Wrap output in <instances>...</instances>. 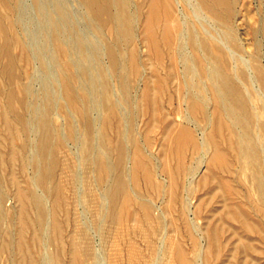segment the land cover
<instances>
[{"label":"bare ground","instance_id":"1","mask_svg":"<svg viewBox=\"0 0 264 264\" xmlns=\"http://www.w3.org/2000/svg\"><path fill=\"white\" fill-rule=\"evenodd\" d=\"M47 1L30 0L31 6L48 20V34L52 39L51 41L49 38V43H53L50 47L51 56L56 58V55L61 54L67 58L61 57L63 62L58 65L55 73L60 78H57V81L64 94V110L69 111V106L72 107L82 120V158L94 174L91 175L93 180L87 185L88 191H85L84 199L80 201L95 205L96 213L93 216L96 217L100 230L106 228L109 232L116 233V244H122V248L118 247V252H115L119 255L118 261H115L118 263L120 260L118 264H264V62L261 60L262 54L260 57L257 51L250 50L248 58L241 54V51L248 52L250 45V40L246 37L247 24L254 30L255 22H258V32L264 34V0H77L81 14L105 39L103 43H99L101 48L99 41L95 42L98 45L95 55L88 50L87 38L72 26H67L71 18L63 3L54 0V5L49 11ZM23 2L24 0H0V52L5 58L1 61L0 73L10 81L18 76V67L13 55L15 52L11 51L14 45L23 50L29 64L36 58L31 52L32 46L30 50L29 42L27 44L23 39L25 36L22 38V33L17 31L21 21L17 13ZM14 30L17 33H14ZM66 31L71 34L72 38H69L72 42L64 35ZM92 44L94 45L91 42ZM140 44L146 47L148 55L157 64H153L155 67L150 72L142 65ZM237 57L244 67H239ZM19 64L21 66V63ZM52 71L54 73V68ZM11 83L12 81L9 85ZM25 84L21 83V90L18 89L22 94L20 96L17 93L21 98L17 99L20 101H24L23 97L30 91ZM170 84H176L178 105H173V92H169L168 102L166 98L168 104L162 101L164 94L167 95L169 91ZM140 85L141 90L137 91ZM135 88L137 89L134 91L137 92L133 94ZM7 89L5 101L12 109L17 90L15 92L10 86H7ZM58 95L55 96H61ZM60 98L57 104H62ZM52 108V98L47 97L46 109L40 112L37 118V150L34 146L36 153L31 159L35 169L32 182L36 186L37 183L43 185L42 189L45 188L51 193V203L48 205V200L45 201L44 190L41 191V188L39 189L43 192L42 195L34 189L28 193L19 185L14 187L13 193L21 207L20 218H16L22 221H19V224L26 223L25 213L28 214L29 211L25 201L28 198L34 207L31 206L32 211L35 210L34 222L31 218L28 219L38 229L50 227L53 233L61 230L56 214L58 209L65 207V189L68 188L60 182L61 178L60 181L55 179L57 151L65 146L66 137L76 140L77 130L80 129L76 130L77 126L67 120V133L59 131L52 123L51 110H55ZM30 113L33 114V110ZM7 116L10 118L5 115L4 125L11 129L10 121L13 119L10 118L9 121ZM68 116L70 120L73 119L70 112ZM139 116L145 118V129L140 138H137L136 125ZM25 117L20 112L17 113V118L22 124V133L29 131V123ZM155 128L161 133L159 152L162 161L150 150L154 142L152 131ZM61 129L64 130L65 127ZM112 130L115 131L114 140ZM16 148L10 146L12 158L20 151ZM77 150L75 149V152ZM60 172L63 170H59ZM220 173L221 176L218 177ZM12 176L16 177L14 173ZM12 176L10 179L16 183L17 177L15 179ZM70 179L75 181L74 178L69 177V181ZM77 184L79 187V183ZM99 186L103 188L102 192L99 191ZM142 186L144 192H138L137 187L143 188ZM75 189L71 193L73 196ZM96 189L100 193L96 194ZM197 190H203L208 197L204 198V193H201L194 202ZM153 195L161 199V204L154 200ZM7 196L8 194L0 189V222L4 215V202L9 198ZM77 203L74 207L79 206ZM201 217L204 218L202 224L199 222ZM75 224L73 225H78ZM26 227L29 228L27 223ZM21 229L23 228L21 227L20 231ZM5 231L3 233L7 232ZM0 233L3 234L1 230ZM74 234L76 235L75 232ZM59 235L57 238L61 241ZM37 237L36 240L39 239ZM88 239L85 237V240L89 241ZM4 240L0 241V260L1 253L5 252L6 264H15L13 241H7L5 238ZM17 240L19 246L17 244L16 247L21 248V238ZM54 243L56 242L53 241L52 245ZM89 244L82 250L77 245L73 247L72 253L70 252L72 257L68 255V258L72 259L70 264L92 262L86 258V255L92 254L93 247ZM110 244L114 246L115 242L114 245L111 242ZM18 247L23 254L21 261L27 258L28 264L39 262L32 257H26V250ZM115 249L117 250V247ZM31 252L33 254V251ZM109 253L111 252L108 251L106 257L110 256ZM55 254L57 256L60 253ZM46 257L47 264L60 262L57 261L58 258L55 259V255L54 258ZM104 261L103 258L102 264H107Z\"/></svg>","mask_w":264,"mask_h":264},{"label":"rangeland","instance_id":"2","mask_svg":"<svg viewBox=\"0 0 264 264\" xmlns=\"http://www.w3.org/2000/svg\"><path fill=\"white\" fill-rule=\"evenodd\" d=\"M48 1H49V3H48ZM47 1V7H49L48 9H49V11L52 9V7H53V5H54V0H48ZM51 1V2H50ZM62 3H63V5H64V7L67 9V11H68V13H69V16H70V18H71V20L69 19V22L67 23V26H72L73 28H75L76 29V31L78 32V33H80V34H82L84 37H86L87 39V47H88V50L90 51V53H95V48H97V46L99 45V47L100 46H102L101 44H99V43H103L104 42V36L100 33V32H98L97 30H95V28H94V26H93V24L86 18V17H84L83 16V14H81V8H80V6H79V4H78V2H77V0H60ZM48 4H52V6L51 5H48ZM79 6V7H78ZM19 14V15H18ZM17 15L18 16H20V26H18V27H20V28H17L18 30L17 31H19L18 33H22L20 36H22V38L24 39V40H26V42H27V44H28V42H29V47H30V50H31V46H32V50H31V52L32 53H34L35 55H36V58H34L33 59V61L35 62H31L30 64L26 61L27 59V56H26V54L23 52V50L19 47V46H17V45H14L15 43H12L11 44V51H12V53L13 52H15V53H13V55L15 56V59H16V65H17V67H18V76H17V78L16 79H13V80H11L12 81V83L9 85V82H11L10 81V79H7V77L6 76H4L2 73H0V99H1V101H0V140H1V142H0V152H1V150H2V152L0 153V156H1V158H0V189H3V191L4 192H6V194H8V196L7 197H9L8 199H6V201L4 202V215H3V218H2V220H1V224H0V230H1V232L3 233V231H5L6 233H3V234H1L0 235V241H1V239H2V237H3V240H4V238L8 241V240H12L13 241V247H14V250H15V256H16V262H17V264H28V262L27 261H29L27 258H24V260H22L21 261V259H23V254H22V252H21V250H19V249H17V247L19 246V243H17V241L19 242V240H17L18 238L20 239L21 238V241H22V246H21V248L23 249V251L24 250H26L25 252H24V254L26 255V257H32L34 260L35 259H37V260H35L36 262H38V263H40V264H47L48 263V257H46V256H52L53 258H54V255H55V259L56 258H58L57 259V261H60V262H58L59 264H68V262H69V264H70V262H71V260L72 259H70L71 257H72V255H71V251H72V249H73V247L75 246V245H77L81 250H82V248L85 246V245H87V243H90L89 245H91L92 244V247L93 248H91V255H86V258L88 259L87 261H89V260H91L92 262H87L86 263V261H85V264H102L103 262H102V260H103V258H104V262H106L107 264H109L111 261H113L114 263L116 262L117 263V261H118V254L116 255V253L118 252V247H120V248H122L121 246H122V244L121 245H117L116 243V241H118V237H117V235H116V233H111V232H109L106 228H103V230H100V227H99V225H98V223H97V220H96V217H94L93 215H95V208H94V206L95 205H92V203L89 205L86 201H84V200H81L80 201V199H84V194H85V191L87 190L88 191V187H87V185H89V183L93 180V176L91 177V175L93 174V172L91 171V169H89L88 168V166L84 163V160H83V158H82V151H81V140H82V131H83V128H82V120H81V118L77 115V114H75V112H74V110L72 109V107L70 108V106H69V111L68 112H70L71 113V119L72 120H70V115L68 116V112H66V110H64L65 108L63 107V104H64V99H63V97H64V94H63V91L60 89V85H59V83H58V81H57V78L58 79H60L57 75H56V73H55V70L58 68V65L59 64H61L62 62H63V60L61 59V57L62 58H64V59H67L65 56H63V55H56V58H55V56H51V53L50 52H52V48H50V47H52L53 46V43L51 42V44L49 43L50 42V35L48 34V33H50L49 32V24H48V20H47V18L46 19H44L45 17H43V15H41L40 13H39V11L36 9V8H33L32 6H31V2H30V0H24V2L23 3H21L20 4V7H19V11H18V13H17ZM46 16V15H45ZM47 17V16H46ZM79 19V20H78ZM73 20V21H72ZM46 21V22H45ZM72 23H71V22ZM21 22H22V24H21ZM246 23H248V22H246ZM246 26V25H245ZM255 28H254V30H251V27H250V24H247V28L248 29H245V30H247L246 31V37L248 38V40H250V45H252V46H250L249 45V49H248V52H245V51H241V54H242V56L243 57H245V58H248V57H250V53H251V51H253V52H255V51H257L258 53H259V56L261 57V54H262V57H261V60H262V62H264V34L262 33V32H258V27H259V23L258 22H255ZM69 29V28H68ZM257 30V31H256ZM17 31L16 30H14V33L16 32L17 33ZM251 31V32H250ZM48 35V36H47ZM66 37H67V40H69L70 42H72V37H71V34H69V32H67L66 31V33L64 34ZM97 35V36H96ZM100 35H102V36H100ZM247 35H249V36H247ZM69 36L71 37V38H69ZM95 36L97 37V38H95ZM99 36V37H98ZM100 37H103V38H100ZM50 38V39H49ZM89 40V41H88ZM51 41H52V39H51ZM99 41V42H98ZM91 42L92 43H94V45L92 44L91 45ZM98 42V45L96 44V43ZM0 43H1V39H0ZM90 45H89V44ZM252 43V44H251ZM97 45V46H96ZM89 47H91V48H89ZM98 47V48H99ZM14 48V49H13ZM93 48V49H92ZM101 48V47H100ZM139 48H140V50L142 51L141 53H142V56H143V59H142V65H143V67H145L146 69H147V71H151V69H153L157 64H156V62H155V60L153 59V58H151L149 55H148V53H147V50H146V47H144L142 44H140V46H139ZM143 48V49H142ZM251 48V49H250ZM19 49H21V51L19 50ZM254 49V50H253ZM259 49H261V50H259ZM251 50V51H250ZM1 51V50H0ZM91 51H93V52H91ZM146 54V56L144 57V55ZM19 54H20V56H19ZM39 56V58H38V56ZM95 55V54H94ZM245 55V56H244ZM18 57H20V58H18ZM150 57V58H149ZM19 60H18V59ZM103 58V57H102ZM239 57H237V60H238V65H239V67H244V65L241 63V61L238 59ZM38 59V60H37ZM53 59V60H52ZM56 61H55V60ZM104 60H105V58H103ZM145 59H147V60H145ZM149 59V60H148ZM5 60V58H3V55H2V52H0V65H1V61H4ZM37 60V61H36ZM18 61V62H17ZM25 61L27 62L26 64H25ZM59 61V62H58ZM148 63H146V62ZM242 64V65H240V63ZM19 63H21V66H20V64ZM146 63V64H145ZM152 63V64H151ZM33 64H35V65H33ZM153 64L155 65V66H153ZM22 66H23V68H22ZM31 66V67H30ZM57 66V67H56ZM149 66V67H148ZM19 67H20V69H19ZM91 68H93V65H91L90 66ZM53 68H54V73H53ZM27 69V70H26ZM25 71V72H24ZM0 72H1V70H0ZM21 72V73H20ZM21 75V76H20ZM2 76H3V78H2ZM54 76H57V77H54ZM6 77V78H5ZM19 77V78H18ZM23 79V80H22ZM15 80H16V82H15ZM56 80V81H55ZM5 82V83H4ZM16 83V85H15V83ZM24 82L26 83L25 85H28V87H29V92L23 97V99H24V101H20V100H18L17 98H20V96L22 95L21 94V91H19V90H21V83L22 84H24ZM11 85H13L12 86V88H13V90L16 92V90H17V92H16V94L18 93V94H20V96L18 97V94L16 95V97H15V99H14V101H16V102H14L13 101V106L11 107L12 109H10L8 106H7V102L5 101V93H6V91L8 90L7 89V86H10V89H12L11 88ZM15 85V86H14ZM171 85H173V84H170V86H169V91H167V95H165L164 94V96H163V99H162V101H164L165 102V104H168L167 102H168V100H169V98H170V96H168L169 95V92H173L172 93V95H173V99H172V102L174 103L173 105H178V103L176 102V101H178V98L177 97H179V96H177V88L175 87L176 86V84L175 85H173L172 87H171ZM16 86H18L17 88H16ZM142 85H140L139 86V88L137 89V88H135V89H133V94H136V92L137 91H140L141 89H140V87H141ZM15 87V88H14ZM171 87V88H170ZM175 87V88H174ZM6 88V89H5ZM3 89H4V91H3ZM19 89V90H18ZM137 89V91H134V90H136ZM6 90V91H5ZM59 90H61V91H59ZM53 92V93H52ZM36 93V94H35ZM51 93V94H50ZM61 94V96H59V95ZM175 94V95H174ZM46 95V96H45ZM55 95H58L59 97H57V96H55ZM176 96V97H175ZM47 97H50V98H52V101H53V108L52 109H55V110H51V116H52V123L54 124V125H56V127L59 129V131H62L64 134H66L67 133V126H66V124H67V122L65 123V121H67V120H69V122H72L73 124H75V127H76V130L77 129H80L79 131L77 130V138H76V140H72V138H69V137H66V140L67 141H65V143H64V145L65 146H63V148H62V150L61 149H59L58 151H57V156H58V163H57V165H56V168H55V174H56V178L55 179H57L58 181H60V182H63V184H65L64 186L65 187H68V188H66L65 189V194H66V201H65V203H64V205H65V207L64 206H62L61 207V209H58L57 211H58V213L56 214V217H57V219H58V221L60 222V224H61V230L59 231V232H53L52 233V231H53V229H51L50 227L49 228H47V227H45V228H43V229H38L37 227H35V225H34V218H35V210L33 209V211H32V204L30 203V200L27 198V201H25V202H27V204H26V208H27V211H29V212H27L28 214H26L25 213V216H26V223H27V226L29 227V228H27L26 227V223H22L23 225H20L21 223L20 222H22V221H20V219H16V218H18V216H19V212L21 211V210H19V209H21V207H20V203H19V201H18V199H16L17 197L14 195V193H13V189H14V187L16 188L18 185L19 186H22L23 187V189L25 188V190L29 193L30 191H31V189H34V190H36L38 193L40 192V195H42L43 194V192H41V191H43L44 190V194H45V197H44V194H43V198L45 199V201L46 200H48L47 201V203H48V205H50V203H51V197H52V195H51V193L48 191V190H46L45 188H43L42 189V187H43V185H41V184H38L37 182V186L36 185H34L33 184V180H34V171H35V169H34V167H33V165L31 164V159H32V157H34L35 156V153H36V151L35 150H37V147H36V143H37V118H38V115H39V113L40 112H43L45 109H46V99H47ZM53 97H56V98H53ZM61 97V98H60ZM43 98V99H42ZM58 98V99H57ZM59 98H60V103H62V104H57V103H59L58 102V100H59ZM166 98H168L167 99V102H166ZM177 98V100H175ZM21 99V98H20ZM56 100H57V102H56ZM3 101H5V102H3ZM29 101H30V103H29ZM177 103H175V102ZM18 102V103H17ZM23 102V103H22ZM30 104V106H29V104ZM3 103V104H2ZM27 103V104H26ZM54 103H55V105L56 106H54ZM18 104V105H17ZM1 105H4V106H2L1 107ZM16 105V106H15ZM22 105V106H21ZM27 106H29V109L27 108ZM61 106V107H60ZM138 106H140V101L138 100ZM21 107L24 109H21ZM56 107H58L60 110H61V112H60V110L58 109V108H56ZM14 108H17V110L16 109H14ZM6 109V110H5ZM4 110L5 111H7V113L6 112H4ZM9 110H10V112H9ZM29 110H30V112L33 110V114H31L30 112H29ZM60 113H57V111ZM3 111V112H2ZM17 111V112H16ZM23 111V112H22ZM73 111V112H72ZM15 114H14V113ZM21 113V114H23L24 115V117H25V120L29 123V126H28V129H29V131L28 130H26L27 132H24V133H22V124L20 123L21 121L17 118V113ZM65 112H66V114H65ZM4 113H6L7 115H9V117L10 118H12L13 120H11L10 121V118L8 119V116H7V119L11 122V129L10 128H8L7 129V127H5V125H4V121H3V119H4V117H5V115L6 114H4ZM27 113V114H26ZM26 114V115H25ZM54 115V116H53ZM94 115V114H93ZM34 116V117H33ZM176 116L178 117L179 115L178 114H176ZM79 119H78V118ZM29 118H31V119H29ZM32 118H34L33 120H32ZM67 118V119H66ZM77 119H78V122H76L77 121ZM145 118H143V117H141V116H139L138 117V121H137V125H136V129H137V134H136V137L137 138H140V136L143 134V131H144V129H145V124H143V122H145V120H144ZM74 120V121H73ZM31 121H33V122H31ZM36 121V122H35ZM63 121V122H62ZM13 122L15 123V124H13ZM35 122V123H34ZM68 122V123H69ZM75 122V123H74ZM2 123V124H1ZM18 123V124H17ZM21 125H20V124ZM62 123H64V125L62 124ZM17 124V127L16 128H18V129H14V125H16ZM79 124V125H78ZM144 125V126H143ZM31 126V127H30ZM62 126V127H61ZM65 127V129H64V127ZM81 126V127H80ZM30 127V128H29ZM4 128H6L5 130H4ZM32 128V129H31ZM36 128V129H35ZM61 128H63L64 130H62ZM156 129V128H155ZM153 130L151 133H152V136H153V138H154V142H153V145H152V147L150 148V150L152 151V153L154 154V156H156V158L158 159V160H160V161H162V159H161V133L159 132V129L157 128L156 130ZM15 130H18V131H15ZM82 130V131H81ZM7 131H9L8 132V135H7ZM20 131V133H18ZM154 131H155V133H154ZM11 132V133H10ZM142 132V133H141ZM9 133H10V136H9ZM17 133H18V135H17ZM80 133V134H79ZM115 131L114 130H112L111 131V135H112V139L114 140V138H115ZM139 133V134H138ZM1 134H2V136H1ZM23 134V135H22ZM24 134H26V135H24ZM12 135V136H11ZM30 135V136H29ZM34 135H36L35 137H34ZM32 137V138H31ZM23 138V139H22ZM35 139V140H34ZM160 139V140H159ZM26 140V141H25ZM30 140V141H29ZM33 141H35V142H33ZM28 142V143H27ZM159 142V143H158ZM24 143H27V144H25L26 146L24 147L23 146V144ZM34 143V144H33ZM67 143H68V145H67ZM29 144V146H27ZM15 146V148L17 147L20 151V153L18 152V154H17V160H15V158H12L11 157V152H10V146ZM17 145V146H16ZM19 145H20V147H19ZM73 145H75V147L73 146ZM34 146H35V150H34ZM79 146V147H78ZM28 147V148H27ZM67 147V148H66ZM79 148V150H77L78 148ZM12 148V147H11ZM16 148V149H17ZM30 148V149H29ZM73 148V149H72ZM65 149H67L69 152H67V150H65ZM72 151H71V150ZM75 149L77 150L76 152H77V154H76V152H75ZM159 149V150H158ZM24 150H27V151H25L24 152ZM61 150V151H60ZM63 150H65V152H63ZM160 151V152H159ZM25 153V154H24ZM69 153H71V155L69 154ZM72 153H75V154H72ZM157 155H156V154ZM160 153V154H159ZM29 154H30V159H29ZM67 154V155H66ZM25 155V156H24ZM19 156H20V158H19ZM22 156V157H21ZM72 158H71V157ZM3 157V158H2ZM65 157V158H64ZM75 157V158H74ZM160 159H159V158ZM25 160H24V159ZM66 158H67V160H66ZM4 159V160H3ZM10 159H11V161H10ZM20 159V160H19ZM23 159V160H22ZM75 159H78V160H76L75 161ZM27 160V161H26ZM74 160V161H73ZM80 160V161H79ZM14 161V162H13ZM28 163V165H27V163ZM72 162V163H71ZM80 162V163H79ZM69 163V164H68ZM74 163V164H73ZM22 165V166H21ZM27 165V166H26ZM69 165V166H68ZM77 165V166H76ZM25 166V167H24ZM81 166V167H80ZM24 167V168H23ZM75 167H77V169H75ZM85 167V168H84ZM87 167V168H86ZM79 168V169H78ZM81 168V169H80ZM205 169H206V167H204ZM73 169V170H72ZM205 169H203L204 171H205ZM34 170V171H33ZM59 170H63V172H60L59 173ZM64 170L66 171V173H64ZM71 170V171H70ZM77 170V171H76ZM11 171H13V172H11ZM69 171V172H68ZM74 171H75V173L76 172H80L81 174H79V175H77V173L75 174L74 173ZM88 171V172H87ZM89 171H90V173H89ZM73 173V175H68V174H71V173ZM92 172V173H91ZM9 173H12V174H9ZM13 173H14V175H16V177H17V184L16 183H14L13 182V180H11L12 178H11V176L13 175ZM58 173V174H57ZM89 173V174H88ZM60 174V175H59ZM64 174H67V175H63ZM11 175V176H10ZM61 175H62V177H64L63 179H64V181H62L63 179H62V177H61ZM82 175H84L85 177L86 176H88V178L90 179V180H88V178L86 177V178H83L84 176H82ZM94 175V174H93ZM221 176V173L220 174H218V177H220ZM59 176V177H58ZM70 178H74L75 179V181L74 180H72V179H70V181H72V183L69 181V177ZM79 176V177H78ZM82 176V177H81ZM12 177H15V176H12ZM16 177H15V179H16ZM58 177V178H57ZM91 177V178H90ZM11 178V179H10ZM33 180H32V179ZM59 178H61L60 180H59ZM65 178H67V180H68V184H67V180L65 179ZM78 181H77V180ZM11 180V181H10ZM56 180V181H57ZM86 180V181H85ZM197 180H198V178H197ZM197 180H195V183H196V185H197V183L198 182H196ZM11 182H12V184H11ZM66 182V183H65ZM77 183H79V187H78V184ZM81 183V184H80ZM87 183V184H86ZM234 184H236L235 182H233ZM86 184V185H85ZM16 185V186H15ZM72 185H75V186H73L72 187ZM142 185V184H141ZM40 186V187H39ZM71 186V187H70ZM81 186V187H80ZM37 187V188H36ZM75 187L78 189V188H80V189H78V190H76L75 189ZM83 187H85V188H83ZM90 187V186H89ZM93 187V186H92ZM102 187V186H101ZM143 187V186H142ZM39 188H41V189H39ZM84 190H83V189ZM99 188H100V186H99ZM138 189L137 190H139L138 192H141L143 189H144V187L143 188H139V187H137ZM30 189V190H29ZM38 189V190H37ZM73 189H75L74 191L76 192V193H73L74 194V196L73 195H71V193H72V190ZM41 190V191H40ZM80 190V191H79ZM101 190H103V188H100V190L99 191H101ZM145 190V189H144ZM144 190L142 191V192H144ZM98 191V189H96L95 190V193L96 194H98V193H100ZM80 192V193H79ZM102 192V191H101ZM201 193H204L203 192V190H197L196 191V194H195V197L193 198V200H194V202H196L197 200H198V197L201 195ZM70 194V195H69ZM78 194V195H77ZM199 194V195H198ZM47 195V196H46ZM75 195H76V199L78 200H76L75 199ZM12 196V197H11ZM49 196V197H48ZM68 196V197H67ZM79 196V197H78ZM80 196H81V198H80ZM197 196V197H196ZM11 197V198H10ZM48 197V198H47ZM78 197V198H77ZM153 198H154V200H156L157 201V203H159V204H161V199L159 198V197H156L155 195H153L152 196ZM203 197L204 198H207L208 197V194H205L204 193V195H203ZM75 201H74V200ZM29 200V201H28ZM73 200V202H71ZM80 201V202H79ZM69 202V203H68ZM77 203L76 205L78 206V207H74V204L75 203ZM83 202V203H82ZM14 203V204H13ZM81 203V204H80ZM216 204H221V203H216ZM12 205H14V206H12ZM75 205V206H76ZM81 205H84V207L83 206H81ZM10 208H9V207ZM30 206V207H29ZM32 206V207H31ZM67 207H69V209H67ZM87 207H88V209H87ZM31 208V209H30ZM34 208V207H33ZM75 208H77L76 210H74ZM92 208V209H91ZM81 209H84V210H81ZM19 210V211H18ZM31 210V211H30ZM59 210H61V211H59ZM87 210V211H86ZM88 210H89V212H88ZM25 211H26V209H25ZM67 213H66V212ZM85 211V213H83ZM94 213H93V212ZM80 212V213H79ZM91 212V213H90ZM21 213V212H20ZM33 213V214H32ZM66 213V214H65ZM68 214V216H66ZM73 214V215H72ZM86 214V215H85ZM14 215H16V216H14ZM21 215V214H20ZM27 215L29 216V217H27ZM30 215H32V216H30ZM60 215V216H59ZM63 215V216H62ZM88 215H91V216H88ZM94 217V219H92L93 217ZM7 217V218H6ZM67 217V218H66ZM91 217V218H90ZM19 218H20V216H19ZM28 218H31V220H33V222L31 223V220L30 219H28ZM83 218V219H82ZM88 218H90V219H88ZM13 219H14V221H13ZM64 219H65V221H66V225L68 224V226H66L65 225V221H64ZM77 219H78V221H79V223H78V221H77ZM8 221V223H6L7 221ZM61 220H62V222H61ZM72 220H76L75 222H76V224H75V222L74 221H72ZM87 222H86V221ZM92 220V221H91ZM13 221V223H11ZM20 221V222H19ZM90 221L92 222V224H90ZM204 221V218H199V222H200V224H202V223H204L203 222ZM29 222V223H28ZM89 222V223H88ZM93 222H95V224L93 223ZM18 223V224H17ZM20 223V224H19ZM90 224L89 226H86V225H88V224ZM4 224V225H3ZM12 224V225H11ZM73 224H75V225H77V226H74ZM82 224V225H81ZM106 224V223H105ZM23 228V229H25V230H27V231H24L23 229H21V231H20V226ZM64 225V227H62ZM70 225H72V226H74V227H72V226H70ZM95 225V226H94ZM32 226H34V227H32ZM94 226V227H93ZM19 228V231H17V229ZM89 227H91V228H89ZM3 228H5V230H3ZM32 228H33V230H32ZM37 228V229H36ZM62 228H63V230H62ZM72 228H73V230L74 229H76L75 231H73L72 230ZM85 228V229H84ZM94 228V229H93ZM34 229H36V230H34ZM80 229V230H79ZM90 229H92V230H90ZM3 230V231H2ZM12 230H13V232H12ZM47 230V231H46ZM69 230H72V231H69ZM16 231H17V233H16ZM23 231V232H22ZM45 231V232H44ZM64 231H65V233H64ZM98 232V233H96V232ZM107 231V232H106ZM9 232V233H8ZM74 232L76 233V235L74 234ZM99 232H100V234H99ZM13 233V234H12ZM15 233V234H14ZM33 233V234H32ZM39 233V234H38ZM44 233H46V234H44ZM56 233H58V234H56ZM59 233H60V235H59ZM61 233H63V234H61ZM69 233H73V234H69ZM82 233H84V234H82ZM89 233V234H88ZM90 233L92 234L91 236H90ZM104 233H106V234H104ZM110 233V234H109ZM7 234V235H6ZM18 234V235H17ZM35 234H37V235H35ZM43 234V235H42ZM50 234V235H49ZM55 234V235H54ZM87 234V235H86ZM94 234V235H93ZM95 234H97V235H95ZM99 234V235H98ZM114 234H115V237H114ZM54 235V236H53ZM58 235H59V237L61 236V237H63V238H61L60 237V239H62L61 241H59V238H57L58 237ZM80 235H84V236H80ZM89 235V236H88ZM102 235V236H101ZM108 236V237H106V236ZM110 235H112V236H110ZM2 236V237H1ZM17 236H19V237H17ZM20 236H24L23 237V239H25V241H23V239H22V237H20ZM27 236V237H26ZM38 236V237H37ZM44 236H47V238L46 237H44ZM50 236H52V237H50ZM66 236V237H65ZM70 236H72V237H70ZM78 236V237H77ZM98 236H99V238H101V239H99L98 238ZM34 237V238H33ZM35 237H37V239L39 240H36V238ZM55 237V238H54ZM81 237H83V238H81ZM85 237H86V239H88L87 237H89V241H87V240H85ZM106 237V238H105ZM16 238V239H15ZM50 238H51V240H50ZM71 238V239H70ZM74 238H78V239H74ZM100 241H98L97 239ZM111 238V239H110ZM115 240H114V239ZM44 239V240H43ZM45 239H46V242H45ZM49 239V240H48ZM54 239H56V241L54 240ZM65 239V240H64ZM93 239V240H92ZM113 239V240H112ZM3 240L1 241V242H3ZM33 240H36V241H33ZM63 240H64V242H63ZM95 240V241H94ZM107 240V241H106ZM108 240H109V242H108ZM114 241L115 242V245H114V242H112V241ZM5 241V240H4ZM15 241V242H14ZM26 241H27V244H26ZM33 241V242H32ZM37 241H38V243H37ZM41 241V242H40ZM50 241L53 243V241L54 242H56V243H54L53 245H52V243H50ZM65 241H66V243H65ZM68 241V242H67ZM73 241V242H72ZM77 241V242H76ZM87 241V242H86ZM103 241H105V242H103ZM25 242V243H24ZM48 242V243H47ZM63 243V244H60V243ZM92 242H94V243H92ZM97 244H96V243ZM110 242L111 243H113V245L114 246H112L111 244H110ZM43 245H42V244ZM47 243V244H46ZM50 243V244H49ZM68 243V244H67ZM73 243V244H72ZM85 243V244H84ZM109 243V244H108ZM18 244V246L16 247V245ZM28 244H29V246H28ZM34 244V245H33ZM95 244V245H94ZM101 246H100V245ZM49 246V247H47V246ZM52 245V246H51ZM69 245V246H68ZM94 245V246H93ZM97 245V246H96ZM110 246L111 245V247L108 249L107 248V246ZM24 246H27V247H25L24 248ZM45 248H44V247ZM51 246V247H50ZM108 246V247H109ZM117 247V250L115 249L116 247ZM30 247V248H29ZM40 247V248H39ZM42 247V248H41ZM56 247V248H55ZM61 249H60V248ZM91 247V246H90ZM112 247H114V249L112 248ZM18 248H20V247H18ZM20 248V249H21ZM68 248V249H67ZM97 248H98V250H97ZM103 248V251H101V249ZM112 248V249H111ZM39 249V250H38ZM42 249H43V251H42ZM19 251L21 254H19V252H18V254H16L17 253V251ZM59 250V251H58ZM30 251V252H29ZM31 251H33V254H32V252ZM52 251V252H51ZM56 251V252H55ZM94 253H93V252ZM101 251V252H100ZM108 251H110L111 253H109V255L111 256V255H113L111 258H109L108 259V257H110V256H108V257H106L107 255H108ZM114 253H113V252ZM45 252V253H44ZM50 252L52 253V255L50 254ZM71 252V253H70ZM82 252V251H81ZM97 252V253H96ZM102 252H103V254H105V255H103L102 254ZM106 252H107V254H106ZM116 252V253H115ZM31 253V254H30ZM55 253H57V254H62V255H57L56 256V254ZM41 254V255H40ZM46 254V255H45ZM48 254V255H47ZM67 254V255H66ZM22 255V256H21ZM42 255H43V257H42ZM65 255V256H64ZM70 256V258H68L69 256ZM115 255V256H114ZM62 256V257H61ZM94 256H95V260H93L94 259ZM100 256V257H99ZM103 256V257H102ZM6 254H5V252H3V253H1V260H0V264H6ZM19 257V258H18ZM20 257H22V258H20ZM37 257V258H36ZM41 257V259H39ZM64 257V259L66 260H62V258ZM114 257H117V259H114ZM42 258H44V260L42 259ZM99 260H98V259ZM101 258V259H100ZM69 259H70V261H69ZM108 259V260H107ZM111 259H113V260H111ZM41 260V261H40ZM47 260V261H46ZM86 260V259H85ZM107 260V261H106ZM111 260V261H110ZM115 260H117V261H115ZM24 261V262H23ZM63 261V263H61ZM110 261V262H109ZM16 262H15V264H16ZM42 262V263H41ZM67 262V263H66ZM95 262V263H94ZM109 262V263H108ZM113 262H111V263H113ZM37 263V264H38ZM110 263V264H111ZM113 263V264H114ZM118 263H120V260H119V262ZM117 263V264H118ZM105 264V263H104Z\"/></svg>","mask_w":264,"mask_h":264}]
</instances>
